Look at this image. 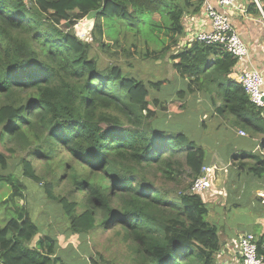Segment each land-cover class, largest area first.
Listing matches in <instances>:
<instances>
[{"label":"trees","instance_id":"16d2710c","mask_svg":"<svg viewBox=\"0 0 264 264\" xmlns=\"http://www.w3.org/2000/svg\"><path fill=\"white\" fill-rule=\"evenodd\" d=\"M257 2L264 14V0ZM203 3L0 0V145L7 154L0 153V172L7 173L0 174V184L13 188L7 204L23 199L16 185L27 179L44 188L45 201L58 205L54 218L60 213L57 220L66 231L78 236L115 231L139 264H219L215 256L226 252L219 228L207 221L209 204L187 194L212 164L171 116L188 107L186 97L197 89L210 105H220L215 114L250 137L264 136V124L260 110L234 81V57L195 42L179 48L183 18H203ZM250 4L256 6L253 0ZM98 10L91 40L82 41L74 26ZM145 13L155 24L143 23ZM105 20L134 30L143 25L179 48L170 60L183 90L160 101L120 67L99 68L89 53L92 41L103 46L109 36ZM236 154L223 158L232 160V168H226L230 175H250L247 182L264 177V156L247 165L235 162L248 158L245 153ZM14 156L19 161L11 172L9 157ZM35 162L45 166L44 174L36 173ZM61 181L68 184L69 200L56 192ZM249 198L248 206L264 216L261 200L255 199L254 207ZM16 215L0 229V264H64L54 257L52 239L36 242L38 228L29 215L21 210ZM257 247L264 257V230Z\"/></svg>","mask_w":264,"mask_h":264},{"label":"rangeland","instance_id":"374dc122","mask_svg":"<svg viewBox=\"0 0 264 264\" xmlns=\"http://www.w3.org/2000/svg\"><path fill=\"white\" fill-rule=\"evenodd\" d=\"M143 17V23L155 24L149 20L146 13L143 14ZM104 23L108 28L106 33L109 36L105 38L103 46H97L98 44L92 41L89 53V56L97 61L99 68L110 65L120 67L129 77L142 82L148 88L153 99L156 98L160 101L167 97L172 99L178 91L183 90L182 83L177 78L178 75L173 70L170 60V57L179 48L170 47V41L165 39L162 34L150 32L143 25L139 30H134L133 27L126 28L125 25L127 24L121 21L105 20ZM91 29V25L88 28L84 27L82 21L73 28L74 34L82 41L87 42L91 40L89 36ZM182 40L180 39V41ZM183 45L184 43H181L180 47L183 48ZM154 57L158 59L155 60ZM159 83L162 85L156 89L150 86ZM196 90L194 89L192 93L188 92L190 93L186 97L189 102L188 107L186 106L181 114L171 116V118L176 119L181 132L203 147L207 160L210 158L213 161L215 157L218 158L216 162L211 163V167L217 176V182H214V177L212 180L213 184L216 183L214 189L217 198L213 197L216 199L203 201L209 204L210 214L207 221L219 228L220 242H225L235 232L246 231L258 237L264 230V216L262 212L252 210L248 206L249 194L254 187L253 183L248 182L254 181L253 179L246 181L251 178L250 175H245L244 179L233 174L230 175V171L226 169L228 166L222 165L224 163H221L219 159V157L226 158L228 155H232L236 149L249 150L251 142L248 138H239L235 135L233 132L234 124L229 119L219 116L218 113L210 116L211 112L207 108L210 105L209 101ZM194 96L195 99H193ZM168 102L170 101H165L166 104ZM203 112H208V117L205 119L203 117L206 115ZM201 123L204 125L202 128L200 127ZM234 130L236 131V129ZM0 153L6 154L1 145ZM235 156H239V153ZM9 158V171L15 172V164L19 158L16 159V156ZM240 160L238 157L235 161L240 162ZM253 160L249 158L245 161L253 164ZM34 166L37 174H44L45 166L43 164L35 162ZM0 174L7 175L6 171L0 172ZM21 182L16 186L22 188V193L20 190L18 191H20L23 199L19 196L14 197V204L11 202L7 204L13 194V188L0 184V229L10 219L16 218V212L21 210L23 214L29 215V218L38 228L36 242L41 238L52 239L56 246L54 257L64 264H139L132 249L123 242L122 235L116 236L115 231L95 229L88 236H78L79 234L66 231L64 224L59 225L60 220H57L60 213L54 218L57 214L55 208L59 209L58 205L55 202L45 201L43 197L44 188L27 179ZM238 184H241L240 189H237ZM58 185L62 188L61 190L60 188L57 189L56 192L60 196L67 197L69 189L66 181L58 182ZM218 189H221L220 192L223 197L217 196L219 194ZM227 191L232 192L229 199ZM231 200L239 202H231ZM46 204L47 206L44 208ZM84 208L79 207L78 213L83 212ZM47 219L48 225L51 224L50 227H47ZM232 243L230 241V244ZM231 255H235V253H231ZM215 258L219 264H232L234 262L232 257L229 259L226 254H217Z\"/></svg>","mask_w":264,"mask_h":264},{"label":"built area","instance_id":"2783aa9c","mask_svg":"<svg viewBox=\"0 0 264 264\" xmlns=\"http://www.w3.org/2000/svg\"><path fill=\"white\" fill-rule=\"evenodd\" d=\"M246 0H216V7L206 3L202 4L203 18L190 17L183 19V30L185 32L186 43H199L205 46H215L228 53L236 59L239 75L234 79L247 95L249 102L260 110V117L264 124V79L261 74L249 67L248 50L240 39L239 35L233 30L228 17L223 13L224 10H238V5H244ZM259 8L262 19L264 14L257 2L253 0ZM220 9L222 11H220ZM240 11H245L241 9ZM182 41L179 42V47ZM183 44V43H182ZM238 136L247 137L243 130H238ZM214 169L204 167L201 175L192 183L187 190V194L198 196L203 201L209 199V193L213 185ZM264 200V191L258 193ZM238 264H264V257L258 254L257 240L248 233L238 234L231 240ZM237 252V253H236Z\"/></svg>","mask_w":264,"mask_h":264},{"label":"crops","instance_id":"0c3cea01","mask_svg":"<svg viewBox=\"0 0 264 264\" xmlns=\"http://www.w3.org/2000/svg\"><path fill=\"white\" fill-rule=\"evenodd\" d=\"M204 1H206V3H208V4L212 5V6L216 7L217 9H219L217 7L216 0H204ZM238 6H239L238 10H232V9L229 10V11L224 10L223 13L228 17L233 30L239 35L240 39L242 40V42L247 47L249 67L251 69L259 72L261 74V76L263 77V79H264V21L262 19V16H261V13L259 11V8L257 6H255L256 8L252 7L251 4H250V0H246L245 4L243 6L242 5H238ZM241 9H243L245 11L244 12L240 11ZM220 11H222V10L220 9ZM199 19H202V17H200ZM181 39H183L182 43L185 44L187 38H185L184 31H183V36L181 37ZM185 47H190V46H187V44H186L183 48H185ZM234 70H236V74L234 72L233 78H235L237 80L238 75H239L238 67L236 66V68H234ZM219 107H220L219 104H217L215 106H212V105L211 106L209 105V107L207 106L208 111L211 112L210 116L211 115H216L214 113V111L217 110ZM205 115H206V117H208L207 114H205ZM206 117H204V119ZM234 129H236V131ZM238 130L239 129H237V128H233V132L235 133V135L240 138V136H238ZM244 138H248L250 140V142H251L250 143V149L246 150V151H242V149H239V150L236 149L233 152V155L235 153H237V152L242 151L240 153H245L244 156H246L248 158H243L240 161H243L245 164L248 165V164H251V163L245 161L246 159H249L250 157H252V156L254 157L255 156L254 160L252 158H250L254 162L255 159L259 155L260 156H264V136H258V137L252 138V137H250L247 134V137H244ZM240 153H239V156H241ZM217 159L218 158L215 157V159L213 161L216 162ZM219 159H220L221 163H224L222 165H226L228 167H232V163H230L231 160L227 159L225 161L221 157H219ZM211 161H212V159H209L208 160V162H209L208 164L214 163L213 161L212 162ZM215 164H218V163H215ZM213 177H214V182L215 181L217 182V180H216L217 176H216L215 173H214ZM253 181L254 182H248V183H253V185H254L253 189L250 191L249 201L252 204L255 203V205H254V207H255L256 206L255 199L259 198L261 200V204H264V200H262L258 196L259 192L264 191V177L261 180H258V181H255L253 179ZM215 184H213L212 187H211V191H210V193L208 195L209 199H216L217 198L216 197V192H215V189H214L216 187ZM232 187H233V185H232ZM240 188H241V184H238V188L237 189H240ZM220 190L221 189H218L219 194L217 196L218 197H223V194L220 192ZM213 197H216V198H213ZM243 233L251 234V233L246 232V231H243L240 234H243ZM238 234L239 233L235 232L234 234L229 236L228 240H226L224 242L223 249H225L226 257H228L229 259H231V257H232V259L234 261V262H232V264H238V258H237L236 254L235 255H231V253H235V251H234V246L232 244H230V241L232 239H235ZM251 235H253V234H251ZM253 236L257 240V236H255V235H253ZM235 260H237V261L235 262Z\"/></svg>","mask_w":264,"mask_h":264},{"label":"water","instance_id":"95a60500","mask_svg":"<svg viewBox=\"0 0 264 264\" xmlns=\"http://www.w3.org/2000/svg\"><path fill=\"white\" fill-rule=\"evenodd\" d=\"M106 1L107 0H102V6L105 5ZM99 11L100 10H98V11H92L89 14H87L82 20H80V21L84 22V27H87L88 28L90 25L93 26V22L95 20L96 14Z\"/></svg>","mask_w":264,"mask_h":264},{"label":"clouds","instance_id":"9594fccd","mask_svg":"<svg viewBox=\"0 0 264 264\" xmlns=\"http://www.w3.org/2000/svg\"><path fill=\"white\" fill-rule=\"evenodd\" d=\"M180 48V47H179ZM235 81V80H234ZM236 82V81H235ZM237 83V82H236ZM239 84V83H238ZM240 86V85H239ZM241 87V86H240Z\"/></svg>","mask_w":264,"mask_h":264}]
</instances>
